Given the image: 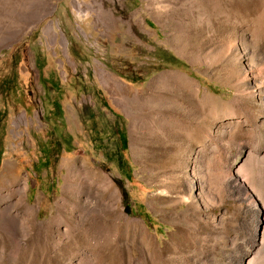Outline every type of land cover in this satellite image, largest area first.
<instances>
[{
	"label": "rangeland",
	"instance_id": "374dc122",
	"mask_svg": "<svg viewBox=\"0 0 264 264\" xmlns=\"http://www.w3.org/2000/svg\"><path fill=\"white\" fill-rule=\"evenodd\" d=\"M3 174L0 264H264V0H0Z\"/></svg>",
	"mask_w": 264,
	"mask_h": 264
},
{
	"label": "bare ground",
	"instance_id": "6f19581e",
	"mask_svg": "<svg viewBox=\"0 0 264 264\" xmlns=\"http://www.w3.org/2000/svg\"><path fill=\"white\" fill-rule=\"evenodd\" d=\"M52 27H49V32L55 36V33L52 31ZM198 158V162L200 163V160H202V154L200 153L199 155H197ZM196 158V159H197ZM68 166V174L66 177L67 180V185L65 186V190H70L74 192V188L79 190V193H82L85 189L88 190H95L97 191V193H99L100 195H108L111 199H113L112 201L115 202V200L118 201V199H116V194H118L116 192V190L113 189V183L114 181H112V179L110 178V176L106 173L103 172H99L96 169V166L90 161L88 160V158H84L81 159L80 161H77L76 159L71 161ZM198 166V165H197ZM196 166V167H197ZM240 170V169H239ZM237 176V178H239V185L240 188L243 190V194L249 199V205L251 204L255 210L257 211L256 213V221H257V225H256V232H255V246L258 247L259 250L264 251V202L260 201L258 196H256V193L253 191L254 189H252L248 184H244V180L240 178V176L238 174H235ZM192 178L189 181V183L192 185H196L197 187V197L199 198L200 202H201V206L208 209L209 208V204L206 203L205 201V187L203 184V181L201 178L198 177V175H196V173L194 171H192ZM13 179L6 175L3 174L0 177V185L3 186H9L12 184ZM238 181V179L236 180ZM242 181L244 182L242 184ZM20 183V182H19ZM18 184V183H17ZM21 184V183H20ZM237 184V183H236ZM24 186V185H23ZM16 187V186H15ZM21 187V185H20ZM22 188V187H21ZM3 190V189H2ZM1 190V192H2ZM6 190V189H5ZM7 190H9L7 188ZM15 190V189H14ZM20 189H18L19 191ZM24 190V189H23ZM21 191V190H20ZM87 191V190H85ZM6 192V191H5ZM91 192V191H90ZM4 193V192H3ZM9 193V192H8ZM77 193V192H76ZM211 193V192H210ZM1 194V193H0ZM20 194V193H19ZM85 194V193H84ZM89 194V193H88ZM7 195V194H6ZM18 195V193H17ZM75 195V194H74ZM97 196V195H96ZM99 196V195H98ZM118 196V195H117ZM3 198V200L7 201L8 200V196H1ZM84 198V197H83ZM87 198V197H86ZM89 198V197H88ZM103 198V197H102ZM106 198V197H105ZM99 199V198H98ZM10 200V198H9ZM82 200V199H81ZM80 200V201H81ZM84 200V199H83ZM91 199L88 200L89 203ZM104 200V199H103ZM120 200V199H119ZM110 201V200H109ZM209 201V200H208ZM86 202V203H88ZM97 202V201H96ZM101 202V201H100ZM108 202V201H107ZM120 202V201H118ZM78 203V202H77ZM95 203V202H94ZM113 203V204H114ZM75 204V203H74ZM81 204V203H80ZM99 205V204H98ZM102 205V204H101ZM109 206V205H108ZM114 206V205H113ZM118 207V206H117ZM116 207V208H117ZM97 208V207H96ZM109 208V207H108ZM112 208V207H111ZM84 209V208H83ZM119 209V208H118ZM98 210V209H97ZM102 209H100L101 211ZM104 210V209H103ZM113 210V209H112ZM85 211V210H84ZM94 211V210H93ZM92 211V212H93ZM109 211V209H108ZM106 212V211H105ZM112 212V211H110ZM1 215H4V218L7 217V219L9 220H13V216H12V210H11V205L9 206V204H6L2 210H0ZM90 213V212H89ZM113 213V212H112ZM116 213V212H115ZM91 214V213H90ZM95 214V213H94ZM114 214V213H113ZM118 215V214H117ZM119 217V216H118ZM256 249V248H255ZM254 252V251H253ZM263 253V252H262ZM251 254V253H250ZM262 255V254H261ZM256 256L257 254L253 255V256H247L243 257V259L241 260L240 264H254L255 260H256Z\"/></svg>",
	"mask_w": 264,
	"mask_h": 264
}]
</instances>
